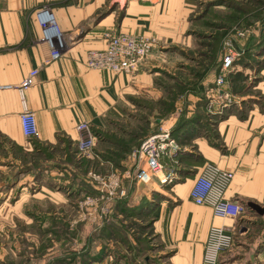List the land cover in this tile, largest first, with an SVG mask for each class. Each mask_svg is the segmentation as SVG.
<instances>
[{
	"label": "crops",
	"instance_id": "crops-1",
	"mask_svg": "<svg viewBox=\"0 0 264 264\" xmlns=\"http://www.w3.org/2000/svg\"><path fill=\"white\" fill-rule=\"evenodd\" d=\"M193 1L197 0H0V175L7 172V162L20 163L14 157L18 151L30 166L41 156L40 162L47 166L71 165L70 157L93 160L92 155L80 158L77 150L76 127L89 123L97 134L98 153L118 154L120 163L102 164L116 167L113 174L123 187L134 186L132 206L158 196L150 211L161 247L158 264H203L213 227L225 228L233 237L231 249L219 256L217 264H264V213L249 207L252 203L264 210V68L252 88L258 101L244 116L226 114L209 132L195 116L182 122L179 112L165 115L158 123L159 132L176 131L179 149L166 169L143 183L135 179L137 170L145 166L144 157L133 153L138 137L117 127V121L127 119L122 121L129 125L141 100H163L154 73L165 61L163 53L154 49L132 76L86 65L87 52L104 49L111 34L142 35L161 43L177 37L179 23L187 21ZM40 10L54 16L67 43L61 59L51 60L36 18ZM35 69L39 70L36 83L25 94L40 137L29 140L21 130L19 89ZM207 165L234 174L226 199L241 205L243 215L218 217L211 208L190 200L195 181ZM169 172L174 181L162 185L160 179ZM115 198L120 200L119 195ZM153 262L147 257L145 264H157Z\"/></svg>",
	"mask_w": 264,
	"mask_h": 264
},
{
	"label": "rangeland",
	"instance_id": "rangeland-1",
	"mask_svg": "<svg viewBox=\"0 0 264 264\" xmlns=\"http://www.w3.org/2000/svg\"><path fill=\"white\" fill-rule=\"evenodd\" d=\"M193 2L177 37L162 43L148 38L165 59L154 72L163 100L137 102L133 126L122 121L127 119L117 121V127L138 137L136 156L144 141L160 131L158 123L165 115L179 112L182 122L195 116L210 132L226 114L244 116L258 101L252 88L264 66V8L253 0ZM231 49L239 55L225 79L228 84L219 85ZM237 73L245 77L239 84L241 95L233 91ZM96 147L93 160L79 168L73 158V165L47 166L40 162L42 156L30 166L22 152H14L20 163L7 162V172L0 175V264H145L147 257L159 263L161 247L150 218L157 195L132 206L134 186L121 184L126 197L118 201L126 203L127 210L118 211L115 197L84 203L102 195L93 175L115 173V166L111 169L102 161L121 162L118 154H100Z\"/></svg>",
	"mask_w": 264,
	"mask_h": 264
},
{
	"label": "built area",
	"instance_id": "built-area-1",
	"mask_svg": "<svg viewBox=\"0 0 264 264\" xmlns=\"http://www.w3.org/2000/svg\"><path fill=\"white\" fill-rule=\"evenodd\" d=\"M36 18L42 28L43 41L50 49L51 60L61 59L66 51L67 43L55 26L54 16L48 10H40L36 13ZM154 47L155 44L142 35L111 34L107 37V44L104 49L87 52L86 65L89 69L108 71L115 75L132 76L137 74L151 58ZM238 55L235 49H231L226 54L222 63V74L218 80L219 85H227L225 79ZM38 75V69L32 70L19 89L23 105V112L20 115L21 130L23 136L29 140L38 139L40 131L36 114L27 105L25 91L35 85ZM76 130L79 134L78 155L80 158H88L93 155L97 136L93 127L86 122L79 124ZM178 149V144L169 130H163L149 136L141 148L145 166H141L137 170L135 179L138 182L148 183L154 173L167 168V161L174 158ZM233 179V173L220 171L213 165H207L195 181L190 192V200L196 205L211 208L218 217H240L244 213V208L226 199L227 190ZM93 180L100 184L102 195L95 197V199L87 198L84 203H93L104 198L113 199L118 195L120 198L126 197V191L121 188L120 179L117 175L102 177L95 174ZM173 181L172 172L165 173L160 179L162 185ZM232 243L233 237L225 228L213 227L206 245L203 264H217L219 256L230 250Z\"/></svg>",
	"mask_w": 264,
	"mask_h": 264
},
{
	"label": "trees",
	"instance_id": "trees-1",
	"mask_svg": "<svg viewBox=\"0 0 264 264\" xmlns=\"http://www.w3.org/2000/svg\"><path fill=\"white\" fill-rule=\"evenodd\" d=\"M253 1H255V3L258 4V6H261V7L264 8V0H253ZM262 68H264V66H262V67L260 66V69H262ZM260 69H259V70H260ZM233 80H234L233 85H234V83H235V88H233L234 93H235V94H239V95H241V94H242V89L239 87V84H240L242 81L245 80V77L243 76L242 73H237L236 75L233 76ZM217 122H218V121H216V122L212 125L213 128H214V126L216 125ZM213 128H212V130H213ZM210 131H211V130H210ZM175 132H176V131H174V132L172 133V137L175 138V141H176V139H178V137H176ZM95 134H96V132H95ZM96 135H97V134H96ZM176 143L178 144V141H176ZM178 145H179V144H178ZM74 158H75V157H73V159H74ZM70 159H72V157H70ZM74 160H76L75 165L78 166V168L81 167L82 165L88 163V161L85 160V159H83V160H81V159H74ZM146 203H148V202H146ZM116 204H117V205H116V206H117V209H119V210H118L119 212H120V210H121V211H122V210H127V208H126V203L119 202V203H116ZM116 206H115V207H116ZM137 215H139V214H137ZM139 216H140V215H139Z\"/></svg>",
	"mask_w": 264,
	"mask_h": 264
},
{
	"label": "water",
	"instance_id": "water-1",
	"mask_svg": "<svg viewBox=\"0 0 264 264\" xmlns=\"http://www.w3.org/2000/svg\"><path fill=\"white\" fill-rule=\"evenodd\" d=\"M263 30H264V25H263ZM249 207H251V208L257 210L258 212H261L262 214L264 213V210H261V207L255 205V204H252V203H251V204H249Z\"/></svg>",
	"mask_w": 264,
	"mask_h": 264
}]
</instances>
